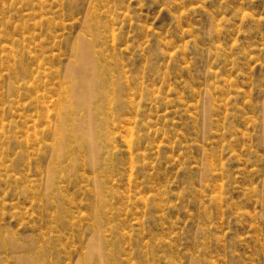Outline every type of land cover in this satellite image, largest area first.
Listing matches in <instances>:
<instances>
[{"label": "rangeland", "instance_id": "obj_1", "mask_svg": "<svg viewBox=\"0 0 264 264\" xmlns=\"http://www.w3.org/2000/svg\"><path fill=\"white\" fill-rule=\"evenodd\" d=\"M0 264H264V0H0Z\"/></svg>", "mask_w": 264, "mask_h": 264}, {"label": "bare ground", "instance_id": "obj_2", "mask_svg": "<svg viewBox=\"0 0 264 264\" xmlns=\"http://www.w3.org/2000/svg\"><path fill=\"white\" fill-rule=\"evenodd\" d=\"M79 56L82 59V65L79 70L82 74L77 75L73 70L70 71V75L75 82V100L78 106L91 107L88 115L89 126L85 129L87 134V144L92 150L93 154L98 153L101 150V143L96 140L97 128L93 125L96 117V111L92 108V103L96 99L98 92L96 88L98 82L95 81V63L93 57L87 52V49L81 48Z\"/></svg>", "mask_w": 264, "mask_h": 264}]
</instances>
